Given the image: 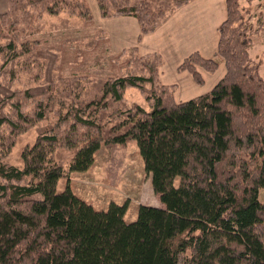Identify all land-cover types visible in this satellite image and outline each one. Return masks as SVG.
Here are the masks:
<instances>
[{
  "label": "trees",
  "instance_id": "16d2710c",
  "mask_svg": "<svg viewBox=\"0 0 264 264\" xmlns=\"http://www.w3.org/2000/svg\"><path fill=\"white\" fill-rule=\"evenodd\" d=\"M109 1L115 15L138 20L140 43L192 0H168L165 13L151 11L152 0H100L104 17L111 14ZM225 1L216 57L227 73L212 90L177 101L176 86L159 79L161 55L139 57L137 46L130 51L142 64L104 87L103 100L119 102L126 88L136 87L149 104L130 109L120 123L125 132L108 142H137L163 204L139 205L134 222L125 220L127 202L96 209L69 185V175L91 168L105 142L96 114L106 104L60 111L55 127L24 149L17 167L5 159L17 137L46 117V108L30 107L31 91L8 97L10 112L0 117V264H264V77L251 65L241 34L230 35L239 0ZM6 47L15 51V41ZM187 57L178 70L200 86L199 68L213 74L220 65L216 57ZM59 147L75 151L68 169L53 161ZM60 179L68 183L63 191Z\"/></svg>",
  "mask_w": 264,
  "mask_h": 264
},
{
  "label": "rangeland",
  "instance_id": "374dc122",
  "mask_svg": "<svg viewBox=\"0 0 264 264\" xmlns=\"http://www.w3.org/2000/svg\"><path fill=\"white\" fill-rule=\"evenodd\" d=\"M152 2L151 11L165 13L169 5L168 0ZM224 2L226 19L228 12ZM99 3L100 0H12L9 8L8 0H0V18L8 14L5 19H0V117L10 112L8 97L17 90L31 91V108L40 104L46 108V117L17 137L5 162L22 167L24 149L31 146L46 128L55 127L53 125L59 121L60 111L66 112L95 101L100 105L106 104L96 114L103 127L102 138L105 142L96 153L91 168L69 175V185L75 194L96 209L106 210L112 202L120 205L127 202L125 220L134 222L139 205L163 204L160 196L153 191L152 177L145 169L137 142L129 140L125 145L108 142L125 132L126 128L121 127L120 123L130 109L134 106L149 109V104L146 95L136 87L126 88L119 102L111 96L103 100L104 87L113 78L129 74L130 66L138 61L141 63L139 57L159 54L162 57L158 58V66L162 64L158 68L159 79L163 85L176 86L173 91L176 100L180 101V97L185 95L179 93L178 85L172 84V81L181 74L189 73L178 70L188 58L181 60L182 54L187 52L190 56L199 53L209 59L216 57V53L212 54L209 48L215 35L212 37L211 32L202 33V30L208 28L205 12H214L218 19L220 8L215 2L200 1L179 17V26L189 25L179 27L181 30L176 35L179 42H164V55L157 52L142 55L137 52L138 57L130 51L138 44V20L126 14L115 15L110 1L107 12L111 14L104 17ZM235 18L236 21L229 26L232 28L230 35L241 34L243 41L249 45L247 52L251 65L258 66L264 77V0H239ZM208 33L210 37L206 43L203 37ZM12 40L16 44L15 51L6 47ZM134 41L136 45L130 46ZM176 44L184 46L179 55L174 50ZM196 47L199 49L194 50ZM127 57H130L129 66L124 64L121 67ZM216 59L220 65L215 73L199 68L200 73L207 75L206 85L199 87V93L210 91L226 76L225 61ZM124 68L125 72H122ZM140 70L141 67H138L134 73ZM143 70L146 72L145 68ZM149 88L151 86L147 85ZM182 90L188 91L189 88L182 87ZM74 154L75 151L70 148L59 147L53 154V161L57 166L68 169ZM67 185L66 179H60L58 190L63 191Z\"/></svg>",
  "mask_w": 264,
  "mask_h": 264
},
{
  "label": "crops",
  "instance_id": "0c3cea01",
  "mask_svg": "<svg viewBox=\"0 0 264 264\" xmlns=\"http://www.w3.org/2000/svg\"><path fill=\"white\" fill-rule=\"evenodd\" d=\"M200 1L210 2V3L215 2L217 4V8L218 9L220 8V13H219L220 16L218 19L215 18L214 12H211V11L205 12L204 18H207V20H208L206 23V25H208V28H205L204 30H202V33L205 31L211 32L212 37H214L213 35H215L214 41L211 45H209V48L211 49L212 54L214 52L216 53L217 45H218V41H219V35H218L219 34V32H218L219 24L221 22H223L225 19L224 14H225L226 10H225L224 0H192V1L188 2L187 4L179 7L174 12V14L169 16V18L156 31L143 36L142 41L137 44V48L139 49L140 54L145 55L148 53L157 52V53H162L164 55V52L162 50L164 42L167 43L168 41H170V43H172L171 41H173V40L179 42V39L176 37L178 32L181 30L179 27H183V26L189 27V25L179 26L180 25L179 17L184 12L188 13ZM2 10L3 9H1V11ZM139 34H140V29H139V32L136 33V35L139 36ZM209 37H210L209 33L207 35H204L203 39H205L206 43L209 42V39H208ZM134 45H136L135 41L132 44H130V46H134ZM175 46H176V48L174 50L177 52V55L181 54V52L184 50V46H182L181 44L180 45L176 44ZM193 49L198 50L199 48L196 47ZM186 53L182 54L181 60L184 59V57L188 56V54H186ZM212 54L209 56H212ZM201 74L203 75V77L205 79L207 78L206 77L207 75H204V72H202ZM177 78L178 79L175 78L172 81V84L178 85L177 90L179 91V93H183L185 95V97H180V98H182L180 101L189 100V99H192L196 96H200L204 93H207V92H200V93L198 92V91H200L199 87H205L206 84H204L203 86L196 85L193 82L192 78L190 77L189 73H185L183 76L181 74V76H178ZM182 87H188L189 90L188 91L182 90ZM195 92H197V93H195Z\"/></svg>",
  "mask_w": 264,
  "mask_h": 264
}]
</instances>
